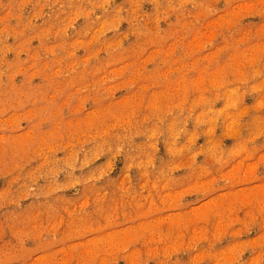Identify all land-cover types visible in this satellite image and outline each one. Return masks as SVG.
<instances>
[{
  "label": "rangeland",
  "instance_id": "obj_1",
  "mask_svg": "<svg viewBox=\"0 0 264 264\" xmlns=\"http://www.w3.org/2000/svg\"><path fill=\"white\" fill-rule=\"evenodd\" d=\"M0 264H264V0H0Z\"/></svg>",
  "mask_w": 264,
  "mask_h": 264
}]
</instances>
